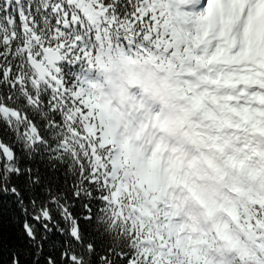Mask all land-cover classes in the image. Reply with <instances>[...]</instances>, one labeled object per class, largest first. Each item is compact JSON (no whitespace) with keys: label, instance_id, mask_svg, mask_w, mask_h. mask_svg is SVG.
I'll return each mask as SVG.
<instances>
[{"label":"snow or ice","instance_id":"obj_1","mask_svg":"<svg viewBox=\"0 0 264 264\" xmlns=\"http://www.w3.org/2000/svg\"><path fill=\"white\" fill-rule=\"evenodd\" d=\"M105 46L169 101L131 160ZM0 264H264V0H0Z\"/></svg>","mask_w":264,"mask_h":264},{"label":"clouds","instance_id":"obj_2","mask_svg":"<svg viewBox=\"0 0 264 264\" xmlns=\"http://www.w3.org/2000/svg\"><path fill=\"white\" fill-rule=\"evenodd\" d=\"M89 91L105 124L118 133V147L129 159L139 154L141 125H163L170 118L167 94L150 64L121 50L97 48ZM153 135L149 128V138Z\"/></svg>","mask_w":264,"mask_h":264}]
</instances>
